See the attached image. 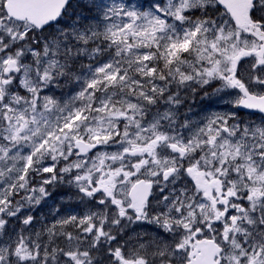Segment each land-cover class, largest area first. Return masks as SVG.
<instances>
[{
    "label": "snow or ice",
    "instance_id": "obj_1",
    "mask_svg": "<svg viewBox=\"0 0 264 264\" xmlns=\"http://www.w3.org/2000/svg\"><path fill=\"white\" fill-rule=\"evenodd\" d=\"M0 264H264V0H0Z\"/></svg>",
    "mask_w": 264,
    "mask_h": 264
},
{
    "label": "flooded vegetation",
    "instance_id": "obj_2",
    "mask_svg": "<svg viewBox=\"0 0 264 264\" xmlns=\"http://www.w3.org/2000/svg\"><path fill=\"white\" fill-rule=\"evenodd\" d=\"M200 105L197 104L194 106V111L196 112H200ZM225 111L226 109H224L223 107L220 106H216V107H210L207 109L208 112H212V111ZM205 113H201V115H204ZM241 114L244 116L245 119H249V120H255L257 123L259 122V117L261 114L257 113L256 115H249V112L246 111H242Z\"/></svg>",
    "mask_w": 264,
    "mask_h": 264
}]
</instances>
